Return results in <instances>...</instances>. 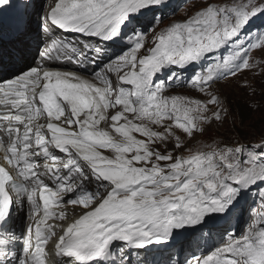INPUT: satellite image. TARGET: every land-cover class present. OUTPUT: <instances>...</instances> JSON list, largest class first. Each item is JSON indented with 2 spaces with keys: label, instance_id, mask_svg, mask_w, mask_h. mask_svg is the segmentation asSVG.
<instances>
[{
  "label": "snow or ice",
  "instance_id": "snow-or-ice-1",
  "mask_svg": "<svg viewBox=\"0 0 264 264\" xmlns=\"http://www.w3.org/2000/svg\"><path fill=\"white\" fill-rule=\"evenodd\" d=\"M34 9L41 63L0 80V264H148L150 246H199L204 229L223 243L183 259L181 243L168 264H264V135L198 139L234 119L220 81L251 73L264 100V0H0V67ZM63 205L83 212L57 237Z\"/></svg>",
  "mask_w": 264,
  "mask_h": 264
},
{
  "label": "rangeland",
  "instance_id": "rangeland-1",
  "mask_svg": "<svg viewBox=\"0 0 264 264\" xmlns=\"http://www.w3.org/2000/svg\"><path fill=\"white\" fill-rule=\"evenodd\" d=\"M37 4H40L39 6H43V4L46 3V0H35ZM172 6L175 7L177 4L181 3L182 0H171ZM39 7V8H40ZM175 19H182L183 15L182 12L178 13ZM36 19V16L34 15V20ZM168 21L165 20V23ZM259 23V21H257ZM33 29V35H34V27ZM31 34V35H32ZM40 37L44 38L42 33H40ZM32 44V43H31ZM32 50V49H31ZM255 58H260V53L255 52L254 53ZM249 79L253 83L254 86H257V95L254 97H250L247 94V91L244 89H241L238 87V84L243 79ZM259 78L256 80H252L251 73H246L245 76H240L235 80H224L220 81L218 84L214 85L213 87L221 92V94L227 98V101L231 107L232 115L234 119L228 120L223 126L216 127L213 125L211 129L208 130V132L205 133L204 137H198V139L208 141L209 137H213L216 139H223V140H239L241 142H245L242 140L244 136H247L249 139L255 140L258 139L261 135H264V100H261V90L259 88ZM172 94H187L192 97H197L199 94L190 88H176ZM253 102H257L259 104L258 108H250L248 105L252 104ZM249 207L255 208L256 205L253 203L252 199L249 198L247 204L245 205V209H248ZM249 222V215L248 212L245 211L242 218H240L239 212L236 213V215L231 219L230 221V231L234 232L236 235H239L247 226ZM218 229H213L214 235L218 234L215 232ZM208 231V230H207ZM205 234L203 235V237ZM198 237V236H197ZM197 237H195L196 242H188V250L189 255L192 252H201L200 248H196L195 244L197 243ZM210 239L212 236H209ZM180 237L178 238V241L181 240ZM194 238V237H193ZM219 239L218 244H210V248L206 250V252H209L214 246L221 245L223 241L221 240V235L215 237V241ZM211 243L212 241H208ZM200 243V242H199ZM187 244V243H186ZM178 244H175V246ZM180 246V245H179ZM178 246V247H179ZM202 248V247H201ZM200 249V250H199ZM179 251V250H176ZM204 252V253H206Z\"/></svg>",
  "mask_w": 264,
  "mask_h": 264
},
{
  "label": "bare ground",
  "instance_id": "bare-ground-1",
  "mask_svg": "<svg viewBox=\"0 0 264 264\" xmlns=\"http://www.w3.org/2000/svg\"><path fill=\"white\" fill-rule=\"evenodd\" d=\"M37 2L34 0L36 9H39V7H40L39 5L40 4H37ZM43 5H45V4H43ZM34 15H35V9L33 10V16H32L33 23H32V26L36 23V20H34ZM32 33H33V31H32ZM56 35L57 36L64 35V36H67L69 39H79V40H82V41H86V40H89V39H91L93 41L95 40V38L85 37V36H82V35L77 34V33H56ZM11 39H12L11 37L5 36V37L2 38V42L4 44H8V42L11 41ZM39 42H41V39H37V36H34L31 41H28L27 42V47L24 48L22 51H20V52H18L16 54V57H15L14 61L5 60L3 62V66L0 67V76L2 74H4V73L11 72L10 69H12V68H18L19 67V64L24 59H27L28 58V59L31 60L30 62H33V60L35 58H37V56H39V51L40 50H43V47H42L43 45L41 44V46H40V43ZM54 64H57V65H60V66H65V67H68V68H73V69L76 70V68H75L74 65L66 64L64 62H58V63H54ZM48 65H53V64H48ZM89 71H91V68H89ZM113 80L115 82V78L114 77H113ZM101 126H104V125L102 124ZM57 208H60L61 211L65 212L67 214L73 213V214L77 215L78 217L83 212V209L81 207H79V206L63 205V206H60V207H57ZM40 215H42V212L40 213ZM69 219H73V215H67L66 220H69ZM51 220H52V218L49 219L46 222V224L49 223V222H51ZM207 230L208 229H204L205 236L202 237V238H199V242H200L199 243V246H197V243L195 244V247L196 248H200L201 249V252L200 253L199 252L196 253V255H198V256L209 254L210 251L209 252H206V250L210 248V244H215L216 245L219 242V239H217L216 241L214 239H215V237L221 235V230H219V229L216 230L215 232L218 233L216 235H214V231L213 230H212L211 234L209 235ZM59 234H61V229H59ZM197 236L199 237V234H197ZM209 236H212V238L210 239ZM195 239L196 238L194 237L191 242H193V241L196 242ZM181 240H183V238H181ZM209 240L212 241V242L209 243L208 242ZM181 243H183V248H184V252H183V255L181 256V259H183L184 256H189V252H187L188 246H186V245H188V242H185L183 240L181 242L178 241L176 243L178 245H176V246L174 245L173 247L169 248V250H165V251H154V250H151V255H149V257H148V264H168V257H169V255H173V257H174L176 250H179L180 249ZM204 252H206V253H204ZM143 258H144V252L141 251V253H140V259H143Z\"/></svg>",
  "mask_w": 264,
  "mask_h": 264
},
{
  "label": "trees",
  "instance_id": "trees-1",
  "mask_svg": "<svg viewBox=\"0 0 264 264\" xmlns=\"http://www.w3.org/2000/svg\"><path fill=\"white\" fill-rule=\"evenodd\" d=\"M35 20H36V19H35ZM242 140L247 141V140H249V138H248L247 136H244V137L242 138Z\"/></svg>",
  "mask_w": 264,
  "mask_h": 264
}]
</instances>
